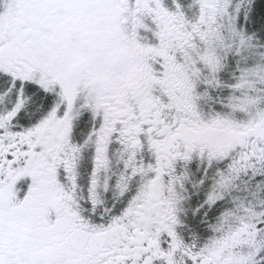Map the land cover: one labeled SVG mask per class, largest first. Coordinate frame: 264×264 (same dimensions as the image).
<instances>
[{"label":"snow or ice","instance_id":"1","mask_svg":"<svg viewBox=\"0 0 264 264\" xmlns=\"http://www.w3.org/2000/svg\"><path fill=\"white\" fill-rule=\"evenodd\" d=\"M0 264H264V0H0Z\"/></svg>","mask_w":264,"mask_h":264}]
</instances>
